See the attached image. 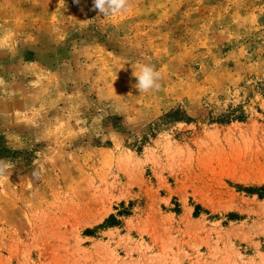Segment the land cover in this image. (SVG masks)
Instances as JSON below:
<instances>
[{
    "label": "rangeland",
    "instance_id": "obj_1",
    "mask_svg": "<svg viewBox=\"0 0 264 264\" xmlns=\"http://www.w3.org/2000/svg\"><path fill=\"white\" fill-rule=\"evenodd\" d=\"M130 3L0 0V264H264V0Z\"/></svg>",
    "mask_w": 264,
    "mask_h": 264
},
{
    "label": "clouds",
    "instance_id": "obj_2",
    "mask_svg": "<svg viewBox=\"0 0 264 264\" xmlns=\"http://www.w3.org/2000/svg\"><path fill=\"white\" fill-rule=\"evenodd\" d=\"M130 7V0H93V10L98 11V14H102L105 17L126 13L130 10ZM135 77L136 84L134 87L140 93L159 91L161 88L159 81L162 79V76L154 65H141ZM13 167L14 165L11 162L0 160V181L9 179ZM33 176H37L35 171L33 172Z\"/></svg>",
    "mask_w": 264,
    "mask_h": 264
},
{
    "label": "bare ground",
    "instance_id": "obj_3",
    "mask_svg": "<svg viewBox=\"0 0 264 264\" xmlns=\"http://www.w3.org/2000/svg\"><path fill=\"white\" fill-rule=\"evenodd\" d=\"M9 106V105H8Z\"/></svg>",
    "mask_w": 264,
    "mask_h": 264
}]
</instances>
